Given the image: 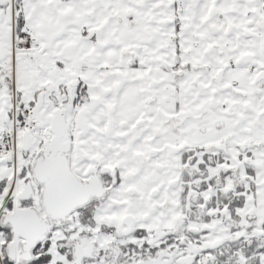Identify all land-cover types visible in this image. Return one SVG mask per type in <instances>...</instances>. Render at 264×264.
Instances as JSON below:
<instances>
[{"label":"snow or ice","instance_id":"snow-or-ice-1","mask_svg":"<svg viewBox=\"0 0 264 264\" xmlns=\"http://www.w3.org/2000/svg\"><path fill=\"white\" fill-rule=\"evenodd\" d=\"M0 264H264V0H0Z\"/></svg>","mask_w":264,"mask_h":264}]
</instances>
